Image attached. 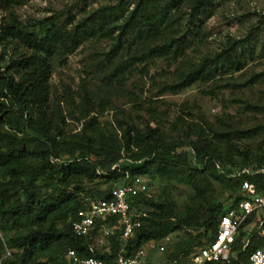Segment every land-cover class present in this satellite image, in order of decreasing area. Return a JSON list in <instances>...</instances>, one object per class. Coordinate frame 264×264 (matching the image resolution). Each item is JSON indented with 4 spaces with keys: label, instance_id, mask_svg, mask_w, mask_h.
Wrapping results in <instances>:
<instances>
[{
    "label": "trees",
    "instance_id": "16d2710c",
    "mask_svg": "<svg viewBox=\"0 0 264 264\" xmlns=\"http://www.w3.org/2000/svg\"><path fill=\"white\" fill-rule=\"evenodd\" d=\"M28 1L0 0V12H9ZM103 1L107 3L81 8L79 16L69 12L64 20L54 15L30 25L19 23L12 13L7 19L0 16V233L9 238L5 247L12 252L8 259L12 264H65L68 248L82 257L112 261L120 248L118 239H106L107 246L98 249L93 244L96 234L76 237L71 220L84 199L109 197L110 188L92 194L86 191L87 184L100 179L102 183L121 179L118 184H129L126 173L131 179L140 174L178 177L191 188L197 201L186 216L179 217L171 200L144 199L138 192L131 205L141 212L138 203L142 200L150 210L139 215L143 223L127 242L126 255L134 256L140 248L156 244L182 226L197 232L180 248L190 255L213 240L225 212L224 202L213 199L212 181L222 183L229 192L228 200L235 204L240 179L228 174L243 167L264 168L263 158L239 148L234 152L230 149L238 134L256 136L264 133V126L241 128L229 114L215 123L203 117L198 122H186L177 116L172 123L186 128L188 143L167 142L159 126L139 128L124 118L116 119L117 128L112 130L100 129L97 118L91 117L81 134L64 131V114L50 84L52 65L54 61L65 65L69 55L88 43L104 40L108 48L93 53L78 87L64 94L71 105H76L75 99L80 100V114L94 111L96 103L102 108L110 97L124 90L129 79L146 74L157 60L174 67L159 74L155 81L158 93L176 94L196 82L216 83L228 73L242 71L246 57L252 58L255 53V36L250 33L195 60L210 35L206 23L214 14L217 0ZM258 58H264V37ZM260 76L264 79V71L252 79L257 82ZM87 80L100 83L95 89L105 92L107 102L87 90ZM243 103L245 108L264 110L261 103ZM213 143L230 149L241 162L232 160L230 153L223 156ZM252 159L257 162L254 166ZM250 179L262 182L264 175ZM8 218L23 221L27 226L24 233L9 237ZM242 226L232 242L235 257L228 264H247L250 252L263 243L258 228L246 236ZM207 231L211 234L203 244ZM3 253L0 244V257Z\"/></svg>",
    "mask_w": 264,
    "mask_h": 264
},
{
    "label": "rangeland",
    "instance_id": "374dc122",
    "mask_svg": "<svg viewBox=\"0 0 264 264\" xmlns=\"http://www.w3.org/2000/svg\"><path fill=\"white\" fill-rule=\"evenodd\" d=\"M106 3L103 0H29L21 6L14 7L9 12H0V16L7 19L12 13L19 23L30 25L42 18L54 15H59L60 19L64 20L69 12L79 16V10L83 7L90 9ZM206 27L210 35L204 45L200 47L195 60L206 54H214L228 43L231 45L235 41L246 38L250 33L255 36L254 56L252 58L246 57L247 65L242 71L228 73L218 79L216 83L196 82L176 94L158 93L157 82L155 81L158 80L159 74L162 70L170 71L174 67H167L162 60H157L148 67L146 74L141 76L137 74L129 79L124 90L117 96L110 97L108 103L104 104L102 108L96 103L94 111L80 114L77 105L80 100L75 99L76 105H71L70 101L67 102L64 94L68 90H75L78 87L81 78L84 76L83 68L87 67L86 65L93 53L107 50V42L101 40L86 44L69 55L63 66H59L58 62L54 61L50 84L53 95L59 101L60 109L64 114L65 122L62 124L64 131L67 134H81L82 128L91 117L97 118L100 129L112 130L117 128L115 120L124 118L139 128L147 124L151 127L159 126L163 130L164 139L167 142L188 143L190 138L186 136V128L179 123H172L177 116H181L186 122H198L203 117L208 122L215 123L217 118L229 114L241 128H250L257 124L264 126V110L260 108L257 111L256 109L245 108L243 103L248 102L252 105L261 103L264 105L263 76H260L257 82L252 79L254 75L262 74L264 71V58H258L260 44L264 37V0H217L214 4V14L207 21ZM87 84L89 87L87 90L97 93L98 99L107 102L105 92L98 93L95 89L100 84L98 81L87 80ZM94 101L98 102L97 99ZM118 133L120 135V131ZM238 135L231 144V148L229 147L233 152L234 148H239L248 151V154L253 157L264 159V133L252 137ZM213 144L223 156L228 153L232 154L228 151L230 149H226L224 145ZM188 148L187 146L186 149L188 150ZM63 159L65 160L66 157L63 156ZM233 159L238 163L241 162L239 157L232 154ZM33 163L35 162L33 161ZM250 163L254 166L257 162L252 159ZM262 164L264 165V163ZM124 178L138 189L144 199L157 202L168 199L174 202L175 211L179 217L186 216L187 211L197 205L191 188L178 177H151L147 174H140L131 179L126 173ZM120 180L108 181L107 183H102L101 179L94 180L86 185V191L93 194L97 190H106L120 185L118 184ZM212 182L214 186L213 199L223 201L227 207L231 204V201L228 200L229 192L222 183ZM15 197L14 195L12 200ZM9 204V202L6 203V205ZM138 208L141 212L150 210L143 205L142 200L138 203ZM8 220L9 237L20 232L24 233L27 226L23 221L15 220V218H8ZM255 223L254 229L258 227L260 221L253 215L247 225H254ZM246 226L245 224L242 226L245 235L249 232L248 228L247 231L245 230ZM57 227L59 228L61 225L58 224ZM196 233L193 228L182 226L180 229L160 238L156 242L155 248L147 252L145 264H190L189 255L182 252L180 248L189 237L195 236ZM210 234L211 232L207 231L203 235V244L208 241ZM7 239L9 238L0 233L2 248L7 244ZM106 241L104 237L98 234L94 236L93 244L100 249L107 246ZM160 246L163 248L162 250H160ZM231 247L233 246L231 245Z\"/></svg>",
    "mask_w": 264,
    "mask_h": 264
},
{
    "label": "built area",
    "instance_id": "2783aa9c",
    "mask_svg": "<svg viewBox=\"0 0 264 264\" xmlns=\"http://www.w3.org/2000/svg\"><path fill=\"white\" fill-rule=\"evenodd\" d=\"M258 174L264 175V168L253 169L243 167L228 174L240 179L239 188L235 194L238 198L235 204L225 207V212L219 218L217 232L213 240L198 248L189 255L190 264H204L207 261H225L227 264L235 257L231 245L239 228L248 218L255 215L260 221L259 236L263 238L260 247L250 252L247 264H264V179L262 182L250 178ZM138 189L131 184L116 185L109 190V197L102 199L86 198L82 207L71 220V230L76 237L100 234L105 239L116 238L119 250L109 263L95 256H80L73 248H68L65 254V264H142V258L153 250L155 243L146 248H140L134 256L126 255V244L142 226L138 212L131 201L138 194ZM236 199V198H235ZM163 248L160 246V250ZM11 250L4 247L0 264L8 262ZM31 264V263H25Z\"/></svg>",
    "mask_w": 264,
    "mask_h": 264
},
{
    "label": "crops",
    "instance_id": "0c3cea01",
    "mask_svg": "<svg viewBox=\"0 0 264 264\" xmlns=\"http://www.w3.org/2000/svg\"><path fill=\"white\" fill-rule=\"evenodd\" d=\"M255 225H256V223H255L254 225H247V226L245 227V230L248 228L247 230L249 231L248 234H247L246 236H248L253 230H255V229L257 228V227H256V228L254 229V226H255ZM249 229H250V230H249ZM247 230H246V231H247ZM246 236H245V238H246Z\"/></svg>",
    "mask_w": 264,
    "mask_h": 264
}]
</instances>
